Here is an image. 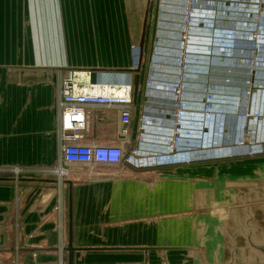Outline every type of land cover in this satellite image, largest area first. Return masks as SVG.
I'll list each match as a JSON object with an SVG mask.
<instances>
[{"label": "crops", "instance_id": "obj_1", "mask_svg": "<svg viewBox=\"0 0 264 264\" xmlns=\"http://www.w3.org/2000/svg\"><path fill=\"white\" fill-rule=\"evenodd\" d=\"M180 4L160 1L161 47L174 45ZM155 6L156 0H0V167L58 165L57 97L68 72L77 93L97 88L103 92L96 94L132 99L127 140L120 137L118 108L87 106L78 143L121 146L129 154L142 136L145 149L155 146L163 135L158 130L168 129L172 118L153 109L159 100L169 102L168 91L150 85L144 95L154 70ZM133 46L141 51L136 103L133 75L125 72ZM142 114L148 115L144 128ZM219 136L207 133L206 140L218 143ZM63 165L68 172L60 188L51 173L18 181L0 173V264L60 258L68 264L69 222L73 263L264 264V152L171 166Z\"/></svg>", "mask_w": 264, "mask_h": 264}, {"label": "built area", "instance_id": "obj_2", "mask_svg": "<svg viewBox=\"0 0 264 264\" xmlns=\"http://www.w3.org/2000/svg\"><path fill=\"white\" fill-rule=\"evenodd\" d=\"M179 9L174 45L161 47L158 39L153 42L150 67L154 70L148 72L145 81L144 95L150 92V85L170 94L166 96L168 103L159 100L158 108L153 107L162 113L159 115L172 117V127L158 130L163 135L153 139L155 146L145 149L142 136L129 154L121 146L78 143L81 131L88 125L87 106L118 108L120 137L122 142L127 140L132 99L125 95L77 93L73 75L68 72L59 83L57 97L58 165L0 167V173H11L15 181L27 174L51 173L60 188L68 172L64 163L93 168L125 160L137 161L140 166H171L209 157L263 153L264 0H181ZM132 50L130 69H136L140 51L137 46ZM154 55L158 56L157 64ZM239 67L242 73H237ZM155 74L165 80L154 84L149 78ZM227 95L235 99L233 109L227 107ZM146 116L141 115L140 128L148 121ZM230 123L234 125L232 129ZM228 130L233 132L232 138ZM207 133L210 139L214 133L220 135L218 143L207 142ZM243 144L252 147L243 148ZM14 264L20 263L16 260ZM54 264L65 263L60 258Z\"/></svg>", "mask_w": 264, "mask_h": 264}, {"label": "water", "instance_id": "obj_3", "mask_svg": "<svg viewBox=\"0 0 264 264\" xmlns=\"http://www.w3.org/2000/svg\"><path fill=\"white\" fill-rule=\"evenodd\" d=\"M160 1L161 0H156V6L154 9L153 23H152V29H151V44L152 45H153V42L155 40H157L156 39V29L158 27V20H159L158 18H159V12H160V10H159ZM146 24H147V20L145 18L139 48H142L143 43H144ZM151 52H152V48H151ZM140 59H141V51L139 53V61H138L136 69H127L125 71L127 73V77L129 79L131 78L130 75H134V77H132V81H133V103H136L138 90H139V86H140V61H141ZM70 213H71V205L69 204V217H70ZM71 228H72L71 222H69L68 241H67V244L65 247V250L68 252V264H73V252H74V247L72 246V238H71L72 237V229Z\"/></svg>", "mask_w": 264, "mask_h": 264}, {"label": "rangeland", "instance_id": "obj_4", "mask_svg": "<svg viewBox=\"0 0 264 264\" xmlns=\"http://www.w3.org/2000/svg\"><path fill=\"white\" fill-rule=\"evenodd\" d=\"M171 11V7L169 8L168 7V10L166 11V15H168ZM170 15V14H169ZM165 29V28H164ZM142 65H145L146 63V60H145V55L143 54V57H142ZM141 70H142V67H141ZM237 73H242V68L239 67V70H237ZM134 77V75H133ZM237 79V77H236ZM244 81V79L242 80V82ZM140 88V86H139ZM232 95H227V107L230 108V109H233L235 107V99L233 98H230ZM216 100H217V97H216ZM243 147V146H242Z\"/></svg>", "mask_w": 264, "mask_h": 264}, {"label": "trees", "instance_id": "obj_5", "mask_svg": "<svg viewBox=\"0 0 264 264\" xmlns=\"http://www.w3.org/2000/svg\"><path fill=\"white\" fill-rule=\"evenodd\" d=\"M92 92H103V91H100V90H97V88L96 89H92L91 90ZM116 94H121L122 92H121V90H117L116 92H115Z\"/></svg>", "mask_w": 264, "mask_h": 264}, {"label": "bare ground", "instance_id": "obj_6", "mask_svg": "<svg viewBox=\"0 0 264 264\" xmlns=\"http://www.w3.org/2000/svg\"><path fill=\"white\" fill-rule=\"evenodd\" d=\"M242 146H243V148H245V147L251 148L252 147V146H249V145L245 146L244 144Z\"/></svg>", "mask_w": 264, "mask_h": 264}]
</instances>
